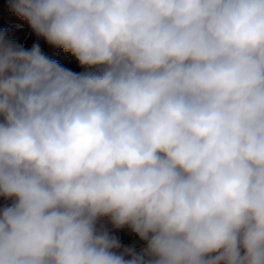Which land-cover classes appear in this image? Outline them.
Returning <instances> with one entry per match:
<instances>
[{"label": "clouds", "instance_id": "clouds-1", "mask_svg": "<svg viewBox=\"0 0 264 264\" xmlns=\"http://www.w3.org/2000/svg\"><path fill=\"white\" fill-rule=\"evenodd\" d=\"M3 7L0 264H264V0Z\"/></svg>", "mask_w": 264, "mask_h": 264}, {"label": "rangeland", "instance_id": "rangeland-1", "mask_svg": "<svg viewBox=\"0 0 264 264\" xmlns=\"http://www.w3.org/2000/svg\"><path fill=\"white\" fill-rule=\"evenodd\" d=\"M6 2V0H0V15H2L5 12V8L3 7V4ZM14 31L23 38V41L26 46H31V43L34 42V37L31 35L30 30L28 29L26 23L23 21L16 20L15 24L13 25ZM43 45V42H42ZM46 47V45H44ZM62 62L65 63L66 66L72 67L74 70H78V66L75 64L73 60H71L68 57H63ZM120 238L122 241L128 243L130 242V234L126 231L119 233Z\"/></svg>", "mask_w": 264, "mask_h": 264}]
</instances>
